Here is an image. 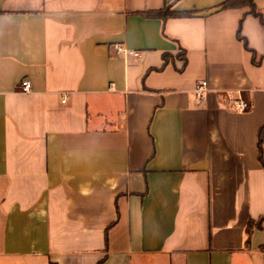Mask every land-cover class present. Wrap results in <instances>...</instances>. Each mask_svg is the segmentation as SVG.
<instances>
[{
  "label": "crops",
  "instance_id": "crops-1",
  "mask_svg": "<svg viewBox=\"0 0 264 264\" xmlns=\"http://www.w3.org/2000/svg\"><path fill=\"white\" fill-rule=\"evenodd\" d=\"M224 1L0 0V264H264V25Z\"/></svg>",
  "mask_w": 264,
  "mask_h": 264
},
{
  "label": "trees",
  "instance_id": "trees-1",
  "mask_svg": "<svg viewBox=\"0 0 264 264\" xmlns=\"http://www.w3.org/2000/svg\"><path fill=\"white\" fill-rule=\"evenodd\" d=\"M235 8H248V15H253L254 17L258 18L260 22L264 25V13L259 11L254 3L253 0H226L220 5V9H235ZM194 11H178L174 10L173 5H167L163 7L162 9L156 10V11H149L146 13H143L146 17H152V18H159L162 19L164 22L167 21L170 18L180 17V18H189L194 15ZM244 19L240 22V27L237 33V38L244 43V46L249 49L247 42L245 38L241 36V26ZM252 52V61L255 65H258L260 63L261 58L258 59L255 52ZM183 62L184 65H186V51L184 48H181L180 54L178 56ZM165 59V65L169 63L170 58L168 55H164ZM258 149H259V160L261 162L262 167L264 168V126H262L259 130L258 134ZM264 222V219L259 220L258 223L255 225L257 227H261V223ZM253 228V223L250 222L248 225V232L251 233Z\"/></svg>",
  "mask_w": 264,
  "mask_h": 264
},
{
  "label": "built area",
  "instance_id": "built-area-1",
  "mask_svg": "<svg viewBox=\"0 0 264 264\" xmlns=\"http://www.w3.org/2000/svg\"><path fill=\"white\" fill-rule=\"evenodd\" d=\"M113 50L116 54H125V55H130L134 57H139L140 53L134 50H128L125 49L122 45L120 44H115L113 46ZM20 89L24 93H28L32 89V84L29 80H24L21 85ZM209 91V83L207 80H202L198 82L195 86L194 90V96L198 102L202 101L205 96L207 95ZM68 97L64 96L62 102L66 103ZM251 108V105L249 101L244 97L243 91L242 90H235L229 92V110L233 112H238V113H244L249 111Z\"/></svg>",
  "mask_w": 264,
  "mask_h": 264
}]
</instances>
